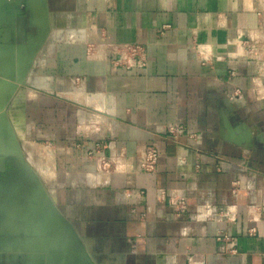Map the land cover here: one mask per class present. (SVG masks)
<instances>
[{
	"label": "crops",
	"instance_id": "obj_1",
	"mask_svg": "<svg viewBox=\"0 0 264 264\" xmlns=\"http://www.w3.org/2000/svg\"><path fill=\"white\" fill-rule=\"evenodd\" d=\"M10 46L38 50L17 105L54 235L17 224L0 154V264H264V0L1 3Z\"/></svg>",
	"mask_w": 264,
	"mask_h": 264
},
{
	"label": "rangeland",
	"instance_id": "obj_2",
	"mask_svg": "<svg viewBox=\"0 0 264 264\" xmlns=\"http://www.w3.org/2000/svg\"><path fill=\"white\" fill-rule=\"evenodd\" d=\"M8 3L24 6L26 10L27 0H8ZM37 47V46H35ZM10 50V49H7ZM5 48L0 50L7 51ZM36 48L24 49L16 48L13 53L16 57H0V154L8 160L7 177L4 181L5 196L9 201L10 212L16 214V222L20 227L25 226L30 233L53 236L52 223L43 217L40 209L42 205V196L40 190L47 192L45 180H50L52 175L48 169L47 162L51 161V150L47 146L38 145L48 152L47 157H34L29 159L27 155L22 154V144L28 142L23 139L22 126L19 121L21 107L20 97L25 94L27 86V67L21 63L20 58L31 64V59H26L22 54L27 55L37 53ZM29 61V62H28ZM23 66V68L21 67ZM2 73V74H1ZM53 161V159H52ZM42 169V171H40ZM53 174V173H52ZM47 177V178H46ZM24 231V228H21Z\"/></svg>",
	"mask_w": 264,
	"mask_h": 264
},
{
	"label": "built area",
	"instance_id": "obj_3",
	"mask_svg": "<svg viewBox=\"0 0 264 264\" xmlns=\"http://www.w3.org/2000/svg\"><path fill=\"white\" fill-rule=\"evenodd\" d=\"M124 51L126 57H128V60L131 63H134L140 67L146 66L145 52L140 45L127 47ZM168 131L171 135H178L179 133L183 132V127L182 126L170 127ZM158 161H159V151L155 147L149 148L144 155V159L142 163L143 171L144 172L156 171ZM105 166L109 167L108 164L107 165L105 164L104 167ZM254 231L255 230L253 229L251 233H253ZM218 240L225 242L231 241V239L226 235L219 236Z\"/></svg>",
	"mask_w": 264,
	"mask_h": 264
},
{
	"label": "water",
	"instance_id": "obj_4",
	"mask_svg": "<svg viewBox=\"0 0 264 264\" xmlns=\"http://www.w3.org/2000/svg\"><path fill=\"white\" fill-rule=\"evenodd\" d=\"M1 3H4V4H6V3H8V0H0V4ZM15 5V4H14ZM16 6H18V7H20V5H19V3L16 5ZM27 6H28V9H30L32 6H33V0H27ZM17 8V7H16ZM4 48H2V49H0V50H3ZM6 50L7 49H10V51L11 52H13L14 50H15V47H12V46H10V47H8V48H5ZM8 51V50H7ZM5 52V51H4ZM3 51H2V53L0 54V57L1 56H4V55H2L3 53H4ZM2 74V73H1Z\"/></svg>",
	"mask_w": 264,
	"mask_h": 264
},
{
	"label": "bare ground",
	"instance_id": "obj_5",
	"mask_svg": "<svg viewBox=\"0 0 264 264\" xmlns=\"http://www.w3.org/2000/svg\"><path fill=\"white\" fill-rule=\"evenodd\" d=\"M8 52H11V51L8 50ZM11 53H13V52H11ZM13 54H14V53H13ZM13 54H12V55H13ZM6 55H7V54H6ZM9 56H10V55H9ZM30 145H31V144H29L27 148H30V149H31V147L33 146V144L31 145V147H29ZM34 146H36V145H34ZM34 146L32 147L33 149H35ZM24 147H26V146H24ZM38 148H39V147H38ZM25 149H26V148H25ZM30 149H29V150H30ZM39 149H40V148H39ZM27 150H28V149H27ZM27 150H26V151H27ZM29 150H28V151H29ZM35 150H37V148H36ZM40 151H41V150H40ZM29 153H30V155H31V152H29ZM35 153H36V152H35ZM35 153H34V154H35ZM37 153H39V151H38ZM37 153H36V154H37ZM44 153H45V152H44ZM39 154H40V153H39ZM42 154H43V153H42ZM33 156H34V155H33ZM32 159H33V158H32Z\"/></svg>",
	"mask_w": 264,
	"mask_h": 264
},
{
	"label": "flooded vegetation",
	"instance_id": "obj_6",
	"mask_svg": "<svg viewBox=\"0 0 264 264\" xmlns=\"http://www.w3.org/2000/svg\"><path fill=\"white\" fill-rule=\"evenodd\" d=\"M24 9H25V8H24V6L22 5V6H21V10L24 11Z\"/></svg>",
	"mask_w": 264,
	"mask_h": 264
}]
</instances>
